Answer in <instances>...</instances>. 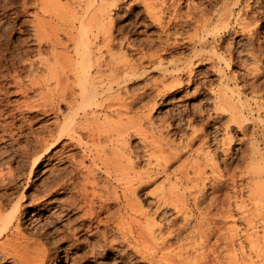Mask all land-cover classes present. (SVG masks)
<instances>
[{
  "label": "bare ground",
  "instance_id": "1",
  "mask_svg": "<svg viewBox=\"0 0 264 264\" xmlns=\"http://www.w3.org/2000/svg\"><path fill=\"white\" fill-rule=\"evenodd\" d=\"M110 1L79 0L77 5L63 6L61 5V0H19L17 7H14V11L11 12L13 16L8 17L9 19L7 20L0 19V92L4 96H8L12 92L8 88L12 85L16 86V89H19L21 94L23 91L26 94L29 91H37V95L42 99L40 105H43L44 109L39 105L35 107L41 108L44 113L52 112L55 114L57 121V123L56 121L53 122V124H56V131L48 123L45 134H43L44 132H42L43 135L37 134L39 135L38 143L40 145L34 146L37 149L28 144L26 146V143L24 147L22 146V149L19 147L21 155L23 154L25 157L29 154L34 155L29 165L28 176L33 177L40 164L39 159L43 154L48 155L52 146H55L56 143L60 144L65 138L68 140L66 145L62 143L63 146L58 151L56 150L59 160L55 163L50 162L52 164L46 169L49 175L46 176L44 186L41 189L36 188L26 195L24 191H19L21 185L17 184L18 178L16 175H13L15 177L12 176L14 170L8 164H6V167H10L13 173L9 169V172L4 171L6 177H8L5 178L4 174H1L3 171L0 172V260L7 261V259H11L12 264H62L67 259L68 263L71 258V252L67 249L69 245L68 247L60 248H58V245L70 239L74 240L73 236L80 228L85 226L91 229L92 227L99 228L101 224L103 229L104 227L108 229V226H113L115 231H118L122 242L126 240L134 252H137V255L140 253V257L146 258L144 260L150 259L152 262H154L155 256L160 255L159 249L166 248V246L170 247L173 244V239L180 237L179 233L178 235L173 232L176 236L172 240L166 237L161 238V240L158 239V229L156 232L152 226L153 224L155 225V221L153 224L151 223L152 225H146L148 226L146 232V227L145 229L142 228L145 234H143L142 230L139 231L140 227H143L141 226L143 223H141L140 215L144 212L140 211L142 214L138 212L139 206L136 205L137 198H135V194H137L136 191L144 183V177L149 178L153 172L158 173L160 169L166 171L169 163L180 160L182 158L181 155H183L181 153L184 152L185 148L191 147L189 145L193 139L195 140L197 137L201 139L202 144H208L210 137L204 136L203 132L202 134H191V140L187 138L188 141L184 142L185 145H182L181 149H179L181 145L177 147V144H160V142L159 146H152V143L147 140V131H145L144 127L145 123L151 124L150 112L156 105L157 97L155 96L161 94L162 90L167 89L164 82L165 79L161 80L162 84L154 82V85L141 90H130L128 83L136 79L135 77H138V74L140 75L142 71L148 68H160L163 77L168 73L173 79L172 83L176 81V84L177 82L181 83L182 74L187 73L188 80L194 79L192 78L194 77V70L200 62L212 60L213 65H218V67L231 65L234 53L232 55L230 48V51L227 52V49H225L226 51L223 50L220 44L214 43L215 35L219 34L220 28L224 31L239 28L241 32L246 33L250 40L253 41L255 38L253 37V30H255L253 25L257 22L256 19L262 11L260 9L264 7L259 9L256 6V8L253 4L257 0H231L229 2H227L228 0H201V3H194L193 0H159V2L157 0H142L148 10L147 14L153 21L157 22L158 25H155L160 27L161 32L166 37L165 43L162 42L164 44L161 52L156 47L154 50L147 52V50L144 51L142 41L131 40L124 33L126 28L124 30L123 28L125 25L116 29L115 22H113L114 19L112 20L113 17L110 16V11L112 5L117 6V0H114L115 2L112 1L113 3ZM14 2L17 1L9 0L7 4L9 6L14 5ZM94 2H99V5L96 4L95 9L93 7L94 10L90 9L92 10L90 11L89 7ZM218 2H220L219 5ZM7 4L0 5V8L6 10L5 6ZM157 4L158 7L160 5L159 10L149 11L150 9L148 8H151L150 6L155 7ZM215 4H217V7L214 6ZM4 16L6 15L4 14ZM189 25H191L193 33L186 35V38L192 43L191 56L187 60L172 58L170 61H166L163 53L168 51L172 44L175 45L172 40L173 37L171 39L173 42L170 41L173 32L171 28L174 29L177 26L184 28ZM114 31H117V33L115 34ZM175 31L174 33H176ZM12 33H17L18 36H11ZM174 38L177 39L176 36ZM261 38L258 37L257 41L255 40L256 42H254L255 44L251 46V59L253 58L257 62L264 56V39ZM209 45L212 47V51L204 52L203 49ZM255 67L252 69L257 70ZM222 70L220 68V71ZM170 71H173V73ZM23 74H25L24 77H22ZM232 74H230L231 77L235 76ZM256 75L254 76L256 77ZM221 77L224 79L223 81L221 80V84L219 83L220 86L215 91H212V108L210 110L200 108L199 113L201 115L207 114L210 117L211 115H220L228 112L232 119L230 121L237 123L241 129L240 131L243 130L244 135H246L250 126L249 122H247V115H252L253 111L258 115L261 106L264 105L261 101L264 95L259 93L260 91L258 92L259 86H256L254 78L251 79V82L244 81L240 88L234 89L229 86V81L233 79L235 85H237V75L232 79L230 78L231 80H229L228 76ZM167 85L169 86V84ZM1 86L4 90L1 89ZM246 89H250L253 93L251 100L253 102L255 100L254 103L257 106H255V109L247 107L245 101L247 102L248 99L241 96V92ZM19 90L17 92H20ZM138 104L140 107H138ZM8 105L9 103H6V107L3 104L5 108L0 107V140H4L5 136H7L13 140L12 142H18L19 139L27 135L22 132L30 127L24 125L25 123L30 125V121L27 123L28 119H24V116L21 118L17 117V110L21 111V107L20 109H13L16 110L15 113V111H7L9 110ZM28 105L26 108L34 106L32 103L31 106L29 103ZM135 106L141 109L136 110V116L135 113L130 115ZM63 107L68 109L69 112H66L67 114H64ZM6 116L11 117V120L8 117L9 121L5 122ZM20 119H24L25 123L23 121L24 124H17ZM134 135H139L140 140L145 143H143V156L146 157L148 163L145 171L144 169L142 171L139 167L142 155L130 144L131 137ZM223 136L224 142H222V145L230 146L232 136L229 131L225 132ZM71 147L80 148V153L82 154H79V157L71 152L68 154L67 151L72 149ZM253 157L255 156L253 155ZM50 158L48 156L47 161H50ZM65 161H68V165L62 166ZM257 161L255 162L258 163ZM46 164L48 165V163ZM216 165L217 163L215 162L212 164L213 170L217 168ZM16 167L18 168V166ZM182 168L175 169L173 174H177V170L181 175H185L187 172H184L185 169L182 170ZM203 171V167L201 168L199 165L193 168L194 178L197 181L200 179L199 182L205 179V176L202 179V174H205ZM245 173L250 174L252 180L256 177V180L248 186L252 206L245 210L242 209L240 214L241 219L246 223L247 233L244 238L249 245V250L253 253L252 258L250 257V263L264 264V166H252L251 170L245 171ZM175 177L178 178V176ZM217 178L218 176L216 180ZM172 181H168L170 185ZM203 182L202 186L199 185V189L193 195L197 203L205 199L204 187L206 186H204ZM174 184L172 183V188H169L170 185H168L169 187H166L168 188L167 190L163 187L158 200L159 202L168 203V205L172 203V206L177 208L176 200L180 196L177 195L179 191H176V188L178 189L179 186L176 184L174 186ZM182 200L181 203L184 202ZM114 203L119 205L118 208L116 204L118 214L115 217L112 214L113 210L111 211ZM137 203H139L138 200ZM31 205L36 206L32 215L52 210L49 212V218L51 217V219L44 224V226H49V232L43 226V230L38 227L33 228L34 225L32 226L33 230L30 227L26 228L23 213L27 206ZM164 206L166 205L164 204ZM180 206H178V211H182ZM136 211L138 214H136ZM227 212L228 215L225 217L233 215L230 208ZM142 217L144 218V216ZM127 222L129 224L128 227L125 226ZM133 222H137V228L134 227L135 224ZM146 222L148 221L146 220ZM93 224L95 225L92 226ZM49 228H52V230L50 231ZM27 229L32 231H27ZM124 229L125 231H122ZM210 229L214 231H211L212 233L216 234L214 228L211 227ZM230 230L232 231L231 233L229 232L230 239L227 241L223 237L227 241L224 245H230L232 246L231 249L236 251L234 248L235 239H232V234L236 233L235 226H232ZM107 231L101 233L105 246L107 245ZM160 235L162 236V234ZM75 236H77L75 239L78 240V235ZM50 237L52 239H49ZM208 237L210 238V235ZM215 237L216 241H218L220 236ZM157 239L161 242L159 246ZM81 243L80 240L75 247L82 245ZM238 245H240L239 248L244 246L241 240H238ZM127 249L130 248L128 247ZM60 252H64V255H60ZM201 252L195 254L196 257L200 256L199 260L203 262L194 257L198 264H218V256L215 257V254ZM161 254L164 255V253ZM155 262L152 264H155ZM228 262L230 261L228 260ZM185 264L189 263L185 262Z\"/></svg>",
  "mask_w": 264,
  "mask_h": 264
},
{
  "label": "rangeland",
  "instance_id": "2",
  "mask_svg": "<svg viewBox=\"0 0 264 264\" xmlns=\"http://www.w3.org/2000/svg\"><path fill=\"white\" fill-rule=\"evenodd\" d=\"M8 1L9 0H0V5L7 4ZM16 1L17 2H14V5L12 4L9 6L7 4V6H5L7 8L6 10L0 8V19L7 20L11 16H13L11 15V12L14 11V7H17V3L19 2V0H16ZM77 1L79 0H61L62 2L61 5L63 6L77 5L78 3ZM112 1L115 2L114 0H111L110 2ZM131 1L132 0H127V1L117 0V6L115 7V5H112L110 16L113 17L112 20L114 19L113 22H115L114 25L116 29H118L119 26L123 27L125 25L123 28V30L126 28L124 30V33H126L129 39L131 40L133 39L135 41H140V42L142 41V44H144V51L147 50V52H150L154 50L156 47V49L161 52L162 46L166 41L165 34L161 32V29L159 26L155 25L157 24V22L153 21L152 18H150V16L147 14L148 10L144 6V3L142 0H137V1L135 0L132 2ZM138 1H141V2H138ZM193 1L194 3H197V2L201 3V0H196V1L193 0ZM223 1H226V0H223ZM229 1L231 0H228L227 2ZM157 2H159V0H157ZM220 2H218V5ZM96 4L99 5V2H94V4H92L89 7V10L93 9V7L95 9ZM127 4H129L130 6ZM255 4L253 5L255 7L256 6L259 7L260 9L264 7V0H259V1L257 0ZM216 5L217 4H215L214 6L217 7ZM8 6H9V9H8ZM150 7L151 8H148L150 9L149 11L154 12V11L159 10L160 5L159 7H158V4L155 7L153 6L154 8L152 6ZM30 10H32V8H30ZM260 11L261 13H259V16L256 19L257 22L254 24L255 26L253 25V29H255L253 30V33H254L253 37H255L253 41L250 40L249 36L246 33H244L243 31L241 32V29L239 28H234V29H231L230 31H224L220 28L218 32L219 34L215 35L214 43L220 44L223 50L227 49V52L231 50L232 55L234 53L233 60L231 61L232 63L231 65L227 66L228 68L225 67L224 65H221V67L220 66L218 67V65L215 66L213 65L212 60H206L207 62L205 61L200 62L196 66L194 70L195 71L194 77H192L194 79L188 80L187 73L184 75L182 74L181 83L179 82L180 83L179 84L177 82L178 84L177 83L175 84L176 81L172 83L173 79L170 75H168V73L165 75V77H163V73L160 70V68L156 69V67H154V68H151V69L148 68L145 71H142L140 75L138 74V77H135L136 79H133L128 83V88L130 90H137V89L141 90V89H147L148 86L154 85V82L156 84H162L161 80L165 79L164 82L166 84L167 89L164 88L165 90H162L161 94H158L157 96H155L157 97L156 98L157 101H156V105L154 106V109L151 110L152 113L150 112L151 124L145 123L146 124L145 127L143 126L146 129L145 131H147L146 132L147 133L146 135L148 136L147 140H149L152 143L151 144L152 146H159V142H160V144L162 143L175 144V145L177 144V147L181 145L179 147V149H181V147H183L182 145H185L187 138L188 140H191V134L192 135L200 134V133L202 134L203 132L204 136L207 135L208 137H210L208 144H202L201 139H198L197 137L195 138V140L193 139L189 145L191 147L187 146L188 148L187 149L185 148L184 152L181 153L183 154L181 155L182 160L180 159V160L172 161L173 163L172 162L169 163L166 168V171H163L162 169H160L159 171L162 170L161 172L159 171L158 173L153 172L149 176V178L144 177V180H143L144 183H142V185L136 191L137 194H135L136 195L135 198H137L136 205L139 206L138 212L141 213L143 211L144 213L143 212L142 213L146 215L145 216L142 213H141L142 215L139 214L142 219L141 223H143L141 224V226L143 227H140L139 231L141 230L143 231V229H145L146 227L145 229V232H146L147 227H148L146 225L147 224L149 225L151 223L153 224L155 221V225L154 224L153 225L151 224V225L153 226L156 232L158 229V232H157V234H159L158 239L161 240V238L166 237L168 239L171 238L172 240L173 238H175L176 234L178 233L180 234V235L178 234L180 237H178L177 239L176 238L173 239L172 241L173 244L170 247L166 246V248L159 249L160 255L155 256L154 262L155 260L157 262V263L155 262V264H171V263L172 264H185V262L189 264H198L195 258L198 260L200 259L199 258L200 256L196 257V254L202 253L201 251H203L204 253L215 254V257L218 256L219 257L218 264H220V262L221 264H252V262L250 263V261L253 256V253H251V251L249 250L250 249L249 245L248 243H246V240L244 238L246 236L245 234L247 233L246 223L243 221V219H241L240 214L242 212L241 211L242 209L245 210V209H248L249 207L251 208L252 206V200H251V196L249 195L250 191H249L248 186L256 180L255 179L256 177L252 180L251 175L248 173H245V171L248 172V170H251L252 166H255V167L264 166V113H262L264 111L261 112V110L264 109L262 108V106L264 105L261 106V110L260 112H258V115L255 111H253L252 115L251 114L247 115L248 117L247 122H249L250 126L247 129L246 135H244L243 130L240 131L241 129L238 127L237 123H235L234 121L233 122L230 121L232 119L230 118V115L228 114V112H224L223 114H220V115H211L209 117L207 114L201 115L199 113V109L203 108V109L210 110L212 108V104H213L212 103L213 102V92L212 91H215L220 86L221 82L224 79L221 76L223 77L228 76L229 80H231L233 77H236L237 75L238 76L237 85H235L233 79L229 81V86H231L234 89H237L238 87L240 88L242 83H244V81L251 82V79L254 78V81H256L255 82L256 86L257 87L259 86V90L257 88L258 92L260 91L259 93H262V95H264V62H262L264 61V56H262V59L259 62L253 60V58L251 59V56H252L251 46L255 44L254 42L257 41L258 37L259 38L264 37V15H262L264 14V8L260 9ZM4 14L6 16H4ZM177 27L174 28L175 30L178 29L177 31L171 28L173 30V32L171 31L173 35L171 34L170 41L173 40L175 45L172 44L170 46L171 50L168 49V51H165L163 53V57L164 59L166 58L165 59L166 61H170L172 58H181L182 60L183 59L187 60L188 57L191 56L192 43L188 40V38H186L187 37L186 35L193 33L192 27L191 25H189L188 27L185 26L184 27L185 29L180 28L179 26ZM174 31L176 33H174ZM114 32L115 34L117 33V31H114ZM174 34H176L175 36L177 39L174 38L175 37ZM11 36L15 37V36H18V34L12 33ZM160 39H162L163 41ZM261 39H264V38H261ZM211 46L209 45L205 47L204 48L205 50L203 49V51L204 52L212 51ZM254 61L257 65L254 63ZM253 67L257 68V70L255 69L256 70L255 71L254 69H252ZM220 68L221 70L222 69L223 70L220 71ZM170 72L173 73V71H170ZM231 72L235 76L231 77L230 75L232 74ZM253 74L254 75L257 74L256 77ZM24 76L25 74L22 75V77ZM167 84H169V86ZM16 88L17 87L14 85L10 86L8 89H10L9 91H12V92H10L8 96H4V94L0 92L1 93L0 103L2 100L0 107L2 108L3 104L6 107V103H9L8 105L9 110L7 111L9 112L15 111V113H16V110H13V109H17V108L20 109L21 107V111L17 110L16 115L17 117L19 116L18 118H21L22 116H24L25 117L24 119H28L27 123L30 121V125L29 123L27 125L24 119H20L19 121H17V124L25 123L24 125H26V127H29V126L30 127L26 128L22 132L23 134L26 133L27 135L19 139L18 142L17 141L12 142L13 140H11V138H8L7 136H5L4 140L3 139L0 140V149H1L0 150V167H2L0 168V172L3 171L1 174H4L5 178H8L6 177L5 172L8 171V169L10 172L14 170V173L12 171L13 173L12 176L16 175V177L18 178L17 184L21 185L19 188L20 189L19 191H24V193H26L27 195V193L34 191V189L36 188H39V189L43 188L44 180L46 179V176L49 175L46 169L52 163H55L56 161L59 160L56 155L57 151L58 149H60L61 146H63V144L66 145L68 140L65 138L64 140L60 142V144L56 143L55 146H52L51 151L50 153H48V155L43 154L41 158L39 159L40 164L37 168V171L34 173L33 177H29L28 176L29 165L34 155L29 154L25 157L23 154L21 155L20 151L25 146V143H26V146L28 144L30 146H33L34 149H37L34 146H37V145L40 146L38 143V140H39L38 137L40 134H42V132H44L43 134H45V129L48 126V123H49V126L51 125L50 127L56 131V124H53V122L56 121V117L54 116L55 114H53L52 112L50 113L45 112L46 113L45 114L43 110L41 111V108L35 107L38 105L41 106L40 102L42 101L40 96L37 95L38 94L37 91H36L37 93L35 91H29V93L27 94L23 93L24 92L23 91L21 94V91ZM1 89L4 90L2 86H1ZM18 90L20 92H17ZM252 95L253 93L250 91V89H246L243 92H241V96L243 98L248 99L247 102L245 101V103H247L246 104L247 107H253V109H255L256 103H254L255 102L254 99H253L254 102L251 100ZM39 98L40 100H38ZM23 100H24V104H23ZM25 100L27 101V105H26ZM36 100H38L39 102ZM261 101H262V104H264V96H262ZM248 102H249V105H248ZM28 103L30 104V106H31V103L34 104V106L32 105L31 107L26 108L27 106H29ZM252 104H255V105H252ZM136 107L137 106H135V108ZM138 107H140L139 104H138ZM138 107L136 109L134 108L133 109L134 111L132 110V113L130 115H134L136 110L141 109V108L138 109ZM42 108L44 109V107ZM63 112L64 114H67L69 111L66 107H63ZM136 113H135V116L137 115ZM8 117L9 116L5 117V122L11 120V117L9 118ZM39 129H41L42 131ZM32 130H33V133H32ZM226 130L229 131L230 135L232 136L230 146L222 145L223 144L222 142H224L223 135L225 134V132H227ZM37 131L41 133H38ZM141 141L142 140H140L139 135H134L131 137L130 144L131 146L135 148L136 151L140 153V155H142L139 167L142 171L143 169L145 171L146 170L145 168L148 166V163H147L146 157L143 156V150H144L143 143L144 142L143 141L141 142ZM71 148L72 149L68 150L69 152L67 151L68 154L71 152L75 155H78V157L82 154L80 153L81 152L80 148L78 147L76 148L71 147ZM253 155L255 157H253ZM48 156L51 157L50 161L49 160L47 161ZM213 161L217 163L216 165L217 168L215 170L212 169V164L214 163ZM255 161H257L258 163H256ZM1 163L2 164L4 163L3 164L4 166ZM46 163H48V165ZM182 163H183V166H182ZM6 164H8L12 168V170H10V167L9 168L6 167L7 166ZM180 164L181 166H179ZM250 164L252 165L250 166ZM64 165H68V161H65L62 164V166ZM197 165L201 166V168L203 167L204 169L203 173L205 174H202L203 175L202 179L205 178L204 179L205 181L201 180V182H199L200 179L199 181H197L194 178L193 168L197 167ZM16 166H18V168ZM179 167L180 168L183 167L182 170L185 169L184 172H187L185 174L186 176L184 174L181 175L180 172L178 173L177 170H176L177 174H173V172H175V169ZM175 176H178V178H176ZM217 176L220 179L217 178L216 180ZM179 177L180 178L182 177V178L180 179ZM168 181H172L171 185L169 184L170 182ZM202 182L204 183V186H206L204 187L205 199L202 200L200 203L199 202L197 203L193 195L199 189L200 187L199 185L202 186ZM172 183H175L176 185L179 186L178 189L176 188L177 186L174 187L176 188V191H179L177 192V195H179L180 197L177 198V200H179L180 198L183 199V200L180 199L179 201L176 200L177 208L175 206H172L173 205L172 203L168 205V203L159 202L158 200V196L161 193V191H163V187L164 189L167 190L168 188L166 187H169L168 185H170L169 188H172L171 187ZM215 185L216 187H214ZM137 200L139 203H137ZM181 200L182 202L183 201L184 202L181 203ZM116 204L117 203H114L113 204L114 206L111 207V211L113 210L112 214H114V217L117 216L118 214L117 211L119 208V205L117 204L118 205V208H117ZM164 204L166 206H164ZM140 205L142 206V208ZM178 206H180V209L182 208L181 209L182 211H178L179 209ZM34 207L36 206H32V205L27 206L26 210L24 211L23 213L24 225L26 226V228L30 227L32 230L35 227H38L40 228V230H43L42 229V226H43L44 229H46L47 232H49L48 231L49 226H44V224L46 223V221L51 219V217L49 218L50 216L49 212H51L52 210L42 211V212H38L32 215V213L36 209ZM236 207L238 210L236 209ZM229 208L232 210L233 215L229 217H225L228 215L227 211ZM138 212L136 214H138ZM142 216H144V218ZM145 217L147 218L145 219ZM146 220L148 222H146ZM144 221H145V225H144ZM136 223L137 222L134 223L135 226L132 223L131 225L137 228L138 226H136ZM94 225L95 224H93L92 226ZM128 225L129 224L127 222V225L125 226L128 227ZM232 226H235V229L237 230V231L235 230L237 234L236 233L234 235L232 234V237H233L232 239L233 240L235 239L234 248L236 249V251H233L231 249L232 246L226 245V244L224 245V243L227 242L228 239H230L229 234L232 232L230 230ZM85 227L80 228L78 232L75 234V235H78V240L75 239L77 238V236L74 235L73 236L74 240L70 239L71 241L67 240L63 243H59V245L57 244L58 248L68 247L69 245L67 249L70 250L69 252H71V258L68 260V263L66 259V262H62V264H75V263L76 264H152L154 263L150 259H148L149 261H151L150 263L148 260H144L146 258L143 259L142 257H140V253H138L137 255L136 254L137 252H134V250L129 246L126 240L122 242V239L120 238V235L118 234V231H115L113 226L112 227L108 226V229L104 227L105 230L103 229L102 224L99 226V228L92 227L91 229L89 227L87 228V226ZM211 227L216 230L215 231L216 234L211 232L213 231L210 229ZM206 228L207 230H205ZM49 229L50 231L52 230V228H49ZM32 230L27 229V231H32ZM104 231H107L106 232V237H107L106 246L104 245V238L101 234ZM122 231H125V229ZM173 232H175L176 234H174ZM143 234H145L144 231H143ZM160 234H162V236ZM209 235H210V238L208 237ZM215 236H220L218 241H216ZM223 237L227 241L224 240ZM43 239L45 240V238ZM49 239H52V238L50 237ZM158 239H157V242L159 246L160 245L159 243L161 242ZM80 240L82 242L81 243L82 245L75 247L77 243L79 244ZM238 240H241V242H243V245H244L243 248H239L240 245H238ZM214 244L215 245L217 244V245L215 246ZM228 246H229V249H228ZM128 247L130 249H127ZM191 252H193L194 254ZM161 253H164V255H162ZM60 255L63 256L64 252H60ZM228 260L230 262H228ZM1 261L3 260H0V264L1 263L10 264L12 262L11 259H7V261H3V262ZM199 261H202V260H199ZM48 264H53V263H48Z\"/></svg>",
  "mask_w": 264,
  "mask_h": 264
}]
</instances>
